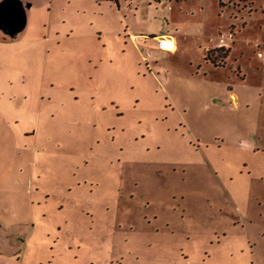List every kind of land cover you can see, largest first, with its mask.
Segmentation results:
<instances>
[{"label": "rangeland", "instance_id": "obj_1", "mask_svg": "<svg viewBox=\"0 0 264 264\" xmlns=\"http://www.w3.org/2000/svg\"><path fill=\"white\" fill-rule=\"evenodd\" d=\"M29 1L0 264H264V0Z\"/></svg>", "mask_w": 264, "mask_h": 264}, {"label": "water", "instance_id": "obj_2", "mask_svg": "<svg viewBox=\"0 0 264 264\" xmlns=\"http://www.w3.org/2000/svg\"><path fill=\"white\" fill-rule=\"evenodd\" d=\"M24 24V7L18 0L0 1V29L2 31L14 35L22 29Z\"/></svg>", "mask_w": 264, "mask_h": 264}, {"label": "crops", "instance_id": "obj_3", "mask_svg": "<svg viewBox=\"0 0 264 264\" xmlns=\"http://www.w3.org/2000/svg\"><path fill=\"white\" fill-rule=\"evenodd\" d=\"M0 1H2V0H0ZM20 3H21V5L24 7V16H25V24H24V26L22 27V29H20L16 34H14V35H9V34H7V33H5L4 31H2L1 29H0V31H1V33H2V37H3V39H5V40H8V39H15L18 35H21L24 31H25V28H26V25H27V16H28V10H29V6L32 4V1H29L28 2V0H18ZM17 4V3H16ZM26 12H27V14H26ZM27 15V16H26ZM173 40V39H172ZM174 41V48L173 49H171V50H165V51H167V52H169V53H175L177 50H178V48H179V42L176 40V39H174L173 40ZM153 43H155V42H153ZM152 43V44H153ZM221 42H219V43H217V44H220ZM158 49V48H157ZM157 49H155V50H157ZM158 50H161V49H158Z\"/></svg>", "mask_w": 264, "mask_h": 264}, {"label": "built area", "instance_id": "obj_4", "mask_svg": "<svg viewBox=\"0 0 264 264\" xmlns=\"http://www.w3.org/2000/svg\"><path fill=\"white\" fill-rule=\"evenodd\" d=\"M174 41L170 37L162 36L155 43V47L161 50H171L174 48Z\"/></svg>", "mask_w": 264, "mask_h": 264}, {"label": "trees", "instance_id": "obj_5", "mask_svg": "<svg viewBox=\"0 0 264 264\" xmlns=\"http://www.w3.org/2000/svg\"><path fill=\"white\" fill-rule=\"evenodd\" d=\"M217 49H224V47H217ZM227 53H228V51L225 49L223 52V56L227 57Z\"/></svg>", "mask_w": 264, "mask_h": 264}]
</instances>
